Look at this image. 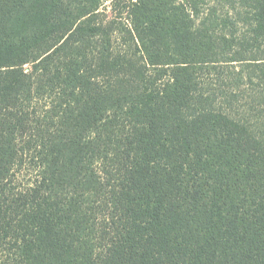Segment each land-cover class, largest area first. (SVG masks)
<instances>
[{
  "label": "trees",
  "instance_id": "trees-1",
  "mask_svg": "<svg viewBox=\"0 0 264 264\" xmlns=\"http://www.w3.org/2000/svg\"><path fill=\"white\" fill-rule=\"evenodd\" d=\"M114 1L0 0V264H264V0Z\"/></svg>",
  "mask_w": 264,
  "mask_h": 264
},
{
  "label": "rangeland",
  "instance_id": "rangeland-1",
  "mask_svg": "<svg viewBox=\"0 0 264 264\" xmlns=\"http://www.w3.org/2000/svg\"><path fill=\"white\" fill-rule=\"evenodd\" d=\"M103 4L99 11L93 17V22L96 26L105 25L109 21L115 23L108 30L111 31L113 38L111 44V51L113 53H131L135 52V48L129 42V37L121 33L125 30V25H129L128 15L126 13V5L122 1L102 0ZM135 2L136 0H125ZM212 0H206L205 3L209 4ZM106 28V27H105ZM103 36H98L94 40V47L100 46L103 48ZM99 40V41H98ZM37 176V165L31 159L23 165L16 172L17 184L21 186H30Z\"/></svg>",
  "mask_w": 264,
  "mask_h": 264
}]
</instances>
